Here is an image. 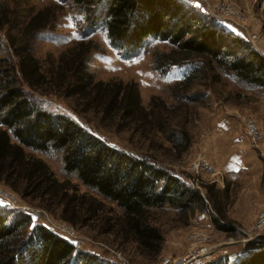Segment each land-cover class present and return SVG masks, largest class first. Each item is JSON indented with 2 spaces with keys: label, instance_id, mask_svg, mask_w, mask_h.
I'll return each mask as SVG.
<instances>
[{
  "label": "rangeland",
  "instance_id": "1",
  "mask_svg": "<svg viewBox=\"0 0 264 264\" xmlns=\"http://www.w3.org/2000/svg\"><path fill=\"white\" fill-rule=\"evenodd\" d=\"M183 1L196 8L212 25H219L232 34L237 29L255 50L256 36L246 32V16L252 11L255 16H264V0ZM4 7L14 11L16 16L14 22L0 29V71L3 66L17 62L10 42L18 46L16 51H25L36 58L42 71L49 74L55 73L59 57L65 51L79 42L92 41L97 50L88 57L87 72L93 81L134 82L142 107L148 110L152 99L155 107L151 124L137 125L114 114L104 117L86 100L69 97L63 86L51 83L35 91L25 88L31 102L52 116L67 118L119 152L166 169L190 183L202 196L205 186H212L213 193H222L218 216L210 204L206 212L194 209L181 214L169 207L151 210V220L161 234L162 244L156 257H148L142 255L133 241L124 242L112 231L107 233V225L119 219L122 211L82 186L74 173H66L59 152H30L47 165L57 181L69 182L76 195L86 194L101 201L105 209L102 215L110 223L101 224L99 217V223L85 225L77 220L72 226L60 219V208L54 204L44 208L39 200L22 198L0 183V190L9 194L14 203L12 208L0 199V213L7 224L21 216L30 218V226L21 229L22 236L33 226L41 225L70 243L74 252L94 255L107 264H162L167 258L176 259L202 250L207 264L218 262L223 250L236 254L226 258L228 264H232L236 259L264 251V229L254 236L255 231L250 228L264 210V130L260 131L264 126V99L261 92L231 74H223L214 65L210 70L209 65L194 57L188 62L183 60L178 65H170L162 75L154 67L161 56L175 51L174 47L148 37L137 52L126 55L110 45L102 18L95 26H90L85 21L86 12L70 0H0V10ZM46 9L54 15L52 25L17 44L30 18ZM179 83H183L182 87L177 86ZM249 118L256 121L261 134L256 145L249 142L245 133ZM158 123L164 125L166 133L157 131ZM172 130L186 133L188 145L184 149L182 142L175 144L179 149L169 143L168 135ZM176 137L181 139L179 135ZM197 159L206 160L215 174L194 173L191 163ZM213 218L225 228L232 227V231L217 230L212 224ZM252 264H264V258Z\"/></svg>",
  "mask_w": 264,
  "mask_h": 264
},
{
  "label": "trees",
  "instance_id": "2",
  "mask_svg": "<svg viewBox=\"0 0 264 264\" xmlns=\"http://www.w3.org/2000/svg\"><path fill=\"white\" fill-rule=\"evenodd\" d=\"M70 1L86 12L85 21L90 26L102 18L110 45L126 55L137 52L148 37L174 47L175 51L161 56L154 67L162 75L170 65L194 57L209 65L210 70L214 65L223 74L264 90V56L242 38L212 25L183 0ZM15 16L14 11L1 9L0 29L14 22ZM53 21L54 15L47 9L39 11L27 22L20 38L14 40L21 44L34 32L50 27ZM10 47L17 62L0 71L1 184L22 198L39 200L44 208L54 204L60 208V219L72 226L77 220L85 225L99 223V217L101 224H109L110 220L102 215L105 209L101 201L86 194L76 195L69 182L57 181L47 165L33 155L59 152L66 173H74L82 186L122 211L119 219L107 225V233L112 231L124 242L133 241L148 257H156L162 244L161 234L151 220V210L169 207L181 214L194 209L206 212L210 204L213 213L219 215L222 193H213L212 186H205L202 196L186 180L148 160L133 158L103 144L67 118L52 116L27 98L25 88L35 91L51 83L63 86L69 97L86 100L104 117L114 114L137 125L151 124L155 101L151 100L148 110L143 108L134 82L93 81L87 72L88 57L97 50L92 41L79 42L65 51L55 73L49 74L42 71L31 54L16 51L18 46L11 42ZM157 127L158 132L166 133L162 123ZM177 135L181 139L177 140ZM168 137L174 149H179L177 142L183 143V149L188 145L184 131L172 130ZM30 222V218L21 216L7 224L0 213V264H107L94 255L74 252L70 243L41 225L33 226L22 236L21 229L28 228ZM212 224L222 232L232 231V227L225 228L215 218ZM258 258H264V251L236 259L232 264H252Z\"/></svg>",
  "mask_w": 264,
  "mask_h": 264
},
{
  "label": "built area",
  "instance_id": "3",
  "mask_svg": "<svg viewBox=\"0 0 264 264\" xmlns=\"http://www.w3.org/2000/svg\"><path fill=\"white\" fill-rule=\"evenodd\" d=\"M216 19H219L215 17ZM246 136L249 140V142L252 145H256L260 139L261 134L258 131L256 122L249 118V120L246 122ZM191 169L196 174H203V175H214L215 171L213 167L204 159H197L194 160L191 163ZM0 199L3 200L5 203H7L10 207L14 208V203L12 197L7 194L6 192H3L0 190ZM252 230L255 231L254 236H257L259 232H261L264 229V210L258 216L255 218L253 224L250 227ZM195 238H193L194 240ZM197 241V238H196ZM220 257H218L217 260H224L226 258H230L232 256H235L236 254H227V251H222ZM162 264H207V261L205 260V257L203 256V250L196 252L195 254H189L185 255L183 257H179L176 259H165Z\"/></svg>",
  "mask_w": 264,
  "mask_h": 264
},
{
  "label": "crops",
  "instance_id": "4",
  "mask_svg": "<svg viewBox=\"0 0 264 264\" xmlns=\"http://www.w3.org/2000/svg\"><path fill=\"white\" fill-rule=\"evenodd\" d=\"M194 2L197 3L196 1ZM246 25H247L246 32H248L249 35L251 34L256 36L255 50L264 56V16L263 15H261V17L255 16L252 11L249 17L246 16ZM228 30L229 31L232 30L233 32V29L229 27ZM233 34L245 40V36L242 33H240L237 29H234ZM253 88H255V91L261 92V95L263 96L264 99V90L256 87ZM260 129L259 130L262 132L264 130V126L263 127L261 126ZM262 135L264 137V133Z\"/></svg>",
  "mask_w": 264,
  "mask_h": 264
},
{
  "label": "bare ground",
  "instance_id": "5",
  "mask_svg": "<svg viewBox=\"0 0 264 264\" xmlns=\"http://www.w3.org/2000/svg\"><path fill=\"white\" fill-rule=\"evenodd\" d=\"M233 22V21H232ZM234 23V22H233ZM256 122V121H255ZM201 226V225H200ZM258 240V239H257Z\"/></svg>",
  "mask_w": 264,
  "mask_h": 264
}]
</instances>
